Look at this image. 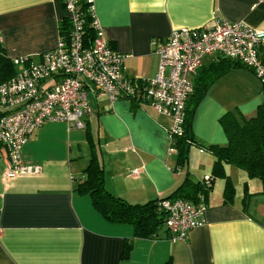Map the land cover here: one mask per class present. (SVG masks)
Returning <instances> with one entry per match:
<instances>
[{
  "label": "crops",
  "instance_id": "1",
  "mask_svg": "<svg viewBox=\"0 0 264 264\" xmlns=\"http://www.w3.org/2000/svg\"><path fill=\"white\" fill-rule=\"evenodd\" d=\"M94 14L111 47L123 57L129 79L157 73L154 41L173 30L242 22L264 32V0H92ZM66 19L62 0H0V43L11 60H34L54 49ZM264 56V43L259 49ZM217 58H205L193 81L202 80ZM84 129L46 123L22 147L23 162L38 165L32 177L5 179L0 153V264H264V194L258 179L231 165L225 173L234 198L225 203L224 180L213 179L204 200V224L184 240L163 226L155 238H136L133 227L107 221L90 198L74 190L92 157L103 168L104 186L129 204L167 198L188 177L211 175L214 157L206 147L225 146L219 119L233 112L244 119L264 105V87L237 66L209 85L195 108L187 162L169 152L172 121L145 102L121 98L110 107L91 96ZM135 105V107H134ZM137 170V173L133 171ZM131 239L128 255H122Z\"/></svg>",
  "mask_w": 264,
  "mask_h": 264
},
{
  "label": "built area",
  "instance_id": "2",
  "mask_svg": "<svg viewBox=\"0 0 264 264\" xmlns=\"http://www.w3.org/2000/svg\"><path fill=\"white\" fill-rule=\"evenodd\" d=\"M86 1L94 32L91 43L85 42L86 20L79 1L62 0L70 23L67 35L59 33L56 47L37 61L13 59L17 74L0 85V153L5 158L7 180L39 175L38 165L22 161V147L46 123H64L68 130L84 129L92 95L106 98L110 107L121 98L151 105L171 119L169 140L173 141L184 134L185 104L193 91V77L205 58L237 61L264 82L259 53L264 32L242 22L224 21L211 28L173 30L165 41H154L156 75L147 80L129 79L122 55L111 47L96 19L92 0ZM169 152H174L171 145ZM203 182L209 185L210 177H204ZM158 204L165 214L163 226L173 240L186 239L191 230L204 224L202 196L196 204L184 199Z\"/></svg>",
  "mask_w": 264,
  "mask_h": 264
},
{
  "label": "trees",
  "instance_id": "3",
  "mask_svg": "<svg viewBox=\"0 0 264 264\" xmlns=\"http://www.w3.org/2000/svg\"><path fill=\"white\" fill-rule=\"evenodd\" d=\"M78 1L79 9L86 20L85 42L91 43L94 32L90 27L89 5L86 0ZM69 24L67 19L60 23L59 33L61 35H67ZM217 60L214 65L206 70L202 80L196 79L192 82L193 91L189 95L184 109V134L175 138V143L172 145L179 166H183L187 162L188 150L193 142L191 123L197 104L203 98L210 84L229 70L242 66L239 62L228 58L218 57ZM260 60L264 65V56L260 55ZM16 74L17 68L12 60L7 57L0 43V85L14 78ZM262 87H264V82H262ZM132 102L136 104L140 101L133 99ZM136 105L139 106L138 103ZM219 123L226 135L227 144L225 146L209 145L206 147V150L214 157L209 185H205L203 181L194 182L187 177L167 198L145 204H129L106 190L101 161L95 154L92 145V157L83 170L82 178L77 179L74 190L81 195L88 196L92 207L107 221L132 226L133 235L136 238H155L157 232L163 227L165 214L159 208V201L184 199L196 204L200 200V196L204 200L207 198L213 179L221 178L224 180V202H232L234 187L225 173L226 165L244 171L249 179H258L262 184V194H264V105H261L256 115L250 119H244L233 112H226L220 117ZM131 241L129 239L125 242L122 255H128L131 249ZM165 264H170V261Z\"/></svg>",
  "mask_w": 264,
  "mask_h": 264
},
{
  "label": "rangeland",
  "instance_id": "4",
  "mask_svg": "<svg viewBox=\"0 0 264 264\" xmlns=\"http://www.w3.org/2000/svg\"><path fill=\"white\" fill-rule=\"evenodd\" d=\"M37 59H35V61H37L39 59V57H36Z\"/></svg>",
  "mask_w": 264,
  "mask_h": 264
}]
</instances>
